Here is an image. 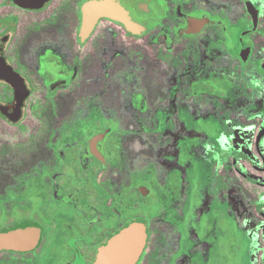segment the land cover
I'll use <instances>...</instances> for the list:
<instances>
[{
	"label": "flooded vegetation",
	"instance_id": "af4514ba",
	"mask_svg": "<svg viewBox=\"0 0 264 264\" xmlns=\"http://www.w3.org/2000/svg\"><path fill=\"white\" fill-rule=\"evenodd\" d=\"M94 2L131 26L100 13L84 32ZM217 97L225 112L257 122L264 171V0H0V232L37 229L31 247L1 249L0 264H94L133 223L146 233L134 264H223V249L198 255L224 224L222 210L211 212L221 161L228 154L237 167L246 156L217 148L196 206L199 182L188 178L204 167L189 143L213 147L205 124L220 113ZM150 169L163 173L158 187ZM166 186L171 198L153 200ZM253 207L263 220L254 264H264V197Z\"/></svg>",
	"mask_w": 264,
	"mask_h": 264
},
{
	"label": "rangeland",
	"instance_id": "374dc122",
	"mask_svg": "<svg viewBox=\"0 0 264 264\" xmlns=\"http://www.w3.org/2000/svg\"><path fill=\"white\" fill-rule=\"evenodd\" d=\"M218 17L226 21V17H224L223 14L218 15ZM231 24L233 23L231 22L230 25ZM210 36L218 40L217 47L220 49L219 41H221V35L212 31ZM229 64L231 63L229 62ZM228 82L231 86L236 85L235 80L229 79ZM218 92L221 91L218 90ZM234 99L237 98L234 97ZM213 104L214 106L217 105L215 109H217V111L220 110V113H222H219V115H212L211 121L205 124L207 125V130L212 132V138L210 139L213 147L203 150L202 144H199L196 141L189 143V146L193 148L192 153L195 155L196 165L198 166L199 162L204 165L202 168L203 170H201V166L198 167V169L196 168L192 175H188V178L193 182L194 180L199 182L198 186L195 185V190L198 193L196 192L197 198L193 203V206L198 204L199 199L207 198V170L210 172L211 167L219 160V152L216 151L217 148H237L243 152L246 157L239 160V167H234L232 165L231 158L228 154L225 155L224 159L221 161L218 179H220L219 182H221L220 187L222 195L216 207L214 209L211 207V212L214 216L218 211L222 210L224 214V224L216 239L207 237L208 244L209 241L212 240L211 245L206 253L204 255L199 254L198 258L211 260L215 258L213 252L216 249H218L219 253L220 249H223L226 251V255L223 258V264H254L256 260L260 258L261 254L263 220L255 213L253 206L258 199L264 197V188L255 184L253 181L246 182L239 175L238 168L247 171L254 180L264 179V171H260L258 167L261 164V160L254 149V135L257 130V122L245 119V117L241 115L236 116L231 115L230 112H225V107L219 97L213 101ZM226 111L230 110L227 108ZM93 125L100 126L101 124L95 123ZM115 125L117 140L118 143H120L119 134L122 128L119 123ZM154 125V129H156L158 124ZM1 129L2 128H0V135L5 133V131ZM170 142L172 143V140H170ZM262 145L264 150V142ZM25 146L28 145H22L21 147L24 148ZM205 147H208V145H205ZM152 149H154V147ZM119 156L120 155L118 154L117 157ZM250 159L254 162V166L248 163ZM142 172L144 173L142 178H146L147 171ZM148 172L149 181L152 182L154 188L158 187L157 183H161L160 179L163 176L162 171L150 169ZM172 175H169V179H172ZM171 181L172 180H170V182ZM198 182L196 184H198ZM154 188L153 200H159L162 196L171 198L172 192L169 187L166 186L160 189ZM136 198L134 197V200ZM161 209L162 208L160 207L159 215L163 216V213L160 212ZM166 210V215H169V210L167 208ZM203 233L204 231L200 234L203 235ZM196 263H198L197 260Z\"/></svg>",
	"mask_w": 264,
	"mask_h": 264
},
{
	"label": "water",
	"instance_id": "95a60500",
	"mask_svg": "<svg viewBox=\"0 0 264 264\" xmlns=\"http://www.w3.org/2000/svg\"><path fill=\"white\" fill-rule=\"evenodd\" d=\"M100 13H106L122 20L127 26L128 21L122 18L120 10L109 3H91L84 8V32L89 31L95 18ZM37 229L23 225L0 232L1 249H24L35 243ZM145 227L133 223L112 237L97 253L94 264H134L145 244Z\"/></svg>",
	"mask_w": 264,
	"mask_h": 264
}]
</instances>
